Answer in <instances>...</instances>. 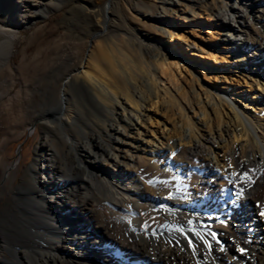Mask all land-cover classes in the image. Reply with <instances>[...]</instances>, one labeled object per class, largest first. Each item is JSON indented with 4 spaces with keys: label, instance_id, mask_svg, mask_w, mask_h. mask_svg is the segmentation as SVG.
<instances>
[{
    "label": "bare ground",
    "instance_id": "obj_1",
    "mask_svg": "<svg viewBox=\"0 0 264 264\" xmlns=\"http://www.w3.org/2000/svg\"><path fill=\"white\" fill-rule=\"evenodd\" d=\"M187 1L183 15L196 14L197 6L216 16L219 31H208L221 32L238 50L246 64L237 67L252 71L248 82L263 89L253 92L263 107L264 59L254 61L264 56V0ZM62 2L0 0V71L19 28ZM114 2L92 25L95 35L65 77L60 105L42 118L65 140L67 153L44 137L46 154L35 161L42 173L31 167L33 189L15 185L19 164L0 158V201L9 186L19 214L16 233L0 232V264H264V107L248 113L239 104L245 98L237 102L227 87L203 82L189 60L191 90L180 89L173 69L184 47L172 39L183 37L182 24L165 22L163 7L147 17L159 35L142 36L126 26ZM232 35L245 38L236 43ZM209 56L217 60L216 51ZM192 61L205 80L224 73L214 63Z\"/></svg>",
    "mask_w": 264,
    "mask_h": 264
},
{
    "label": "rangeland",
    "instance_id": "obj_2",
    "mask_svg": "<svg viewBox=\"0 0 264 264\" xmlns=\"http://www.w3.org/2000/svg\"><path fill=\"white\" fill-rule=\"evenodd\" d=\"M114 1V9L124 18L126 26L135 28L142 36L153 38L159 35L158 29L151 24L147 17L158 15L163 7L166 9L165 22L175 19L182 24L180 31L182 30L183 37L172 39V44L184 47L182 49L184 57L179 58L181 63L179 62L178 66L180 67L175 66L173 69L175 82L180 89L191 90V85L188 82L191 75L185 63L189 60L192 62L194 72L199 76V79L201 77L203 82L224 90L227 87L226 91L229 92V97L237 102L245 98L247 104L245 101L239 102L246 106V108L244 107L245 111L250 113L251 110V113L258 115V111L262 110L260 108L264 106L257 105L255 101L257 97L253 95V92H262L263 89L257 86L255 81L253 85L249 84L248 81L252 82L250 75L252 71L249 73L248 67H244L245 71L237 67L245 65L246 62L241 64L238 60L240 56L238 50L230 48L228 46L230 42L224 41V34L218 32L216 16L210 15L204 9L197 11L199 9L196 8L197 6L194 8L196 14L183 15L187 0H176L168 6H165L161 0ZM206 1L212 4L215 0ZM107 3L108 0H63L61 5L51 10L46 17L36 18L30 25L19 28L18 36L14 41L15 51L11 56L9 66L7 65L0 71V144L2 141L6 142L0 150V158H3L6 164H19L15 185H21L27 189L34 188V175L31 167L36 168L40 174L42 173L35 161L40 162L42 156L46 154L42 144L44 137L52 139L54 147L61 155L67 153L68 146L65 140L42 118L47 112L60 105L65 77L70 69L78 65L82 50L88 48L92 25L97 23L99 25V22L102 21L101 12ZM188 8L191 11V7ZM195 18L200 20L202 28L192 26V19ZM2 19L1 16L0 21ZM211 23L215 26L211 27ZM233 23L238 24L236 21ZM115 25L116 20L112 22L108 31H113ZM210 28L218 31L210 33L208 31ZM106 32L104 31V33ZM232 37L236 38L234 42L241 43L245 35H232ZM259 40L264 51V36L259 37ZM200 47L205 49L202 50L204 53L198 50ZM213 50L216 51L219 61L209 56V51ZM193 59L214 63L220 66L224 73L218 78L219 80L213 82L205 80L203 71L195 67ZM263 59L264 56L254 62H261ZM223 75L228 77L224 78ZM169 86L175 89V84L169 83ZM184 102L188 104L187 101L184 100ZM36 118H40L41 121L31 129V123ZM74 130L82 139L83 134L77 125L74 126ZM18 146L19 153H17ZM13 199V192L8 186L0 201V232L3 237H8L9 232L16 233L19 229L17 226L19 214L15 211L18 206ZM13 211L15 217L10 216ZM14 229L15 231H11ZM9 238L11 239L10 236ZM10 239L9 242H6V246L12 241ZM3 252L6 257H11V253L6 247Z\"/></svg>",
    "mask_w": 264,
    "mask_h": 264
},
{
    "label": "snow or ice",
    "instance_id": "obj_3",
    "mask_svg": "<svg viewBox=\"0 0 264 264\" xmlns=\"http://www.w3.org/2000/svg\"><path fill=\"white\" fill-rule=\"evenodd\" d=\"M233 175H236V173H233ZM247 176H248L247 172L243 173V177H247ZM149 183H152V181L150 180ZM260 215L264 216V212H261ZM196 235L199 236L200 234L196 233ZM211 235L213 236V238H215V236H216L215 233H212ZM201 239H203V237H201ZM204 243L207 244L209 248H211V243L209 241L205 240ZM188 246L191 247L193 249V251L195 252L196 246L194 245V242L192 241V239L190 237L188 238ZM238 250L241 253H244L246 251L244 248H239Z\"/></svg>",
    "mask_w": 264,
    "mask_h": 264
},
{
    "label": "water",
    "instance_id": "obj_4",
    "mask_svg": "<svg viewBox=\"0 0 264 264\" xmlns=\"http://www.w3.org/2000/svg\"><path fill=\"white\" fill-rule=\"evenodd\" d=\"M94 35H95V33H93V34L90 36L89 41H88V45H89V43H90V40H91L92 36H94ZM39 120H40V118H36V119H34L33 122L31 123V127H34V125H35L37 122H39ZM31 127H30V128H31ZM17 153H19V146H18V148H17Z\"/></svg>",
    "mask_w": 264,
    "mask_h": 264
}]
</instances>
